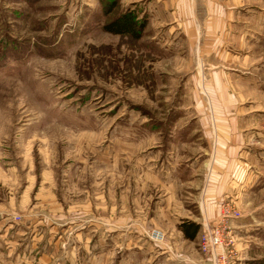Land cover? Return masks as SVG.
Returning <instances> with one entry per match:
<instances>
[{
  "label": "rangeland",
  "instance_id": "obj_1",
  "mask_svg": "<svg viewBox=\"0 0 264 264\" xmlns=\"http://www.w3.org/2000/svg\"><path fill=\"white\" fill-rule=\"evenodd\" d=\"M128 1L103 14L101 0H0V264H206L201 234L220 221L233 264H264V0L200 3L195 28L172 31ZM125 8L146 20L137 40L100 28ZM213 78L225 110L205 103ZM219 144L232 195L181 245L199 193L155 173L204 167Z\"/></svg>",
  "mask_w": 264,
  "mask_h": 264
},
{
  "label": "crops",
  "instance_id": "obj_2",
  "mask_svg": "<svg viewBox=\"0 0 264 264\" xmlns=\"http://www.w3.org/2000/svg\"><path fill=\"white\" fill-rule=\"evenodd\" d=\"M128 2L129 4L133 3L131 8H133V5H143L142 12H145L148 15V26L153 28L166 27L169 31H172V29L178 30L180 27L195 28V12L197 11V7L200 6V3L204 4V10L207 12H231L233 9V0H129ZM219 23L220 24L216 23L215 27H226L221 21H219ZM190 33V42L194 43L195 40L197 42V37L194 35L195 32ZM216 39V36L212 39L214 40L213 43L218 42ZM202 86L203 90L209 95L207 102L205 103L212 111L215 112L216 110L219 111L221 109L225 110L231 106L232 101L226 97L227 94H222V92L226 93L227 89L218 79L213 78L210 82L202 84ZM205 103L199 101V107L204 108ZM213 119L218 123L226 120L221 117V115L214 116ZM232 119L233 118L229 119L230 123L232 122ZM228 136L227 133H224L223 138H221L223 140L225 139L222 142L224 143L223 145H225ZM221 145L222 144H219V147L213 156L210 157V155H208L206 161L202 163L204 167H189L190 170L189 168L187 171L183 170V173L179 175L178 178L171 175V178L173 177L172 179L164 175V172L159 173L156 171L155 173V177L159 179L161 187L170 186V182L172 181L176 186L187 187L198 191V198L195 201L198 205H201L200 208H202V215L198 218L195 217L194 219L188 217L189 220L195 223L200 222L203 218L206 219L213 217L217 211L215 208L217 204L220 203L221 198L224 197V194L232 195L231 188L234 187V183L231 173L233 169L234 150L231 148H224ZM146 169V171H148L146 176L147 174L150 176L153 175L152 167H146ZM165 171L167 172V169ZM230 177L231 179H229ZM172 198L173 191H171V193L164 199L169 202ZM5 220L7 221L8 219L5 218ZM6 221L3 223L4 226L6 225V227H8L12 225L10 223L6 224ZM176 233L177 234L174 236H177V243L183 245L184 241L189 240L184 238L180 230H177ZM163 249V251L166 252V248L164 247ZM102 260L103 258H100V262L98 263L103 264L104 261Z\"/></svg>",
  "mask_w": 264,
  "mask_h": 264
},
{
  "label": "built area",
  "instance_id": "obj_3",
  "mask_svg": "<svg viewBox=\"0 0 264 264\" xmlns=\"http://www.w3.org/2000/svg\"><path fill=\"white\" fill-rule=\"evenodd\" d=\"M220 216H238V212L228 203H221ZM151 237L160 241L163 235L158 230L150 232ZM229 228L222 222L214 223L201 234L200 250L206 255V264H233V243Z\"/></svg>",
  "mask_w": 264,
  "mask_h": 264
},
{
  "label": "trees",
  "instance_id": "obj_4",
  "mask_svg": "<svg viewBox=\"0 0 264 264\" xmlns=\"http://www.w3.org/2000/svg\"><path fill=\"white\" fill-rule=\"evenodd\" d=\"M116 4L117 0H101L102 13L108 14L116 7ZM145 24L146 20L144 17H138L133 9L125 8L103 22L100 28L108 33L127 36L132 40H137L141 36ZM198 228L197 223L189 220H182L178 224V229L182 232L184 238L190 240L195 237Z\"/></svg>",
  "mask_w": 264,
  "mask_h": 264
}]
</instances>
